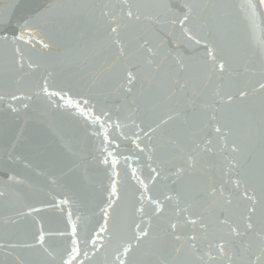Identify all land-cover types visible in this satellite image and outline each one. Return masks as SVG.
Here are the masks:
<instances>
[{"label":"water","instance_id":"obj_1","mask_svg":"<svg viewBox=\"0 0 264 264\" xmlns=\"http://www.w3.org/2000/svg\"><path fill=\"white\" fill-rule=\"evenodd\" d=\"M185 3L207 7L197 9L198 18L181 26ZM128 4L139 19L124 15ZM249 5H256L255 10ZM102 11L116 17L121 25L117 34H110L111 16L102 17ZM0 21H7L0 22V192L5 193L0 197V264H15L17 256L28 264H61L62 258L67 259L64 249L71 243L72 224L77 226L82 251L89 253L76 264H105L121 240L131 239L135 224L143 222L147 227L149 218L151 235L141 240L130 259L143 264L171 261L176 255L173 249L196 235L203 264H219L203 254L209 242L230 238L221 221L242 226L240 217L250 206L243 196L246 188L252 194L255 185L259 199L262 94L258 82H264L260 71L264 5L259 0H0ZM116 39L120 45L113 42ZM206 46L215 48L217 61L223 57L227 62L223 72L213 66ZM21 54L24 68L17 71L14 62ZM129 72L135 77L131 84ZM45 84L49 92L70 89L73 99L87 98L92 107H81L89 115L54 107L64 102L49 99L42 91ZM238 90L248 96L240 97ZM12 95L18 99L11 100ZM102 111L122 125L120 129L105 125L110 140L118 145L109 143L107 152L103 133L92 134L100 130L92 116ZM165 114L174 119L163 130L149 133L159 122L157 117L166 118ZM217 124L230 129L224 140L214 130ZM136 136L139 148L133 143ZM234 139L241 142V153L231 152ZM208 140L212 151H202ZM195 144L200 145L195 168L173 175L184 166V152ZM108 152L117 157V177L111 175L112 157L108 164L102 163ZM161 161H165L162 166ZM151 168L160 173L155 180ZM238 177L242 178L239 188L234 184ZM113 179L119 199L108 209L109 233L102 234L105 249L93 256L91 244L84 240L103 223L101 208L107 206ZM141 179L148 185L145 196L163 203L161 213L154 214L147 200L145 214L136 211L141 206ZM166 196L172 199L165 200ZM64 200L68 203H61ZM186 218L197 223H185ZM177 221L179 242L165 235L168 223ZM41 229L52 257L39 246L21 247L35 243ZM131 242L135 246L136 241ZM191 251L182 250L178 259Z\"/></svg>","mask_w":264,"mask_h":264},{"label":"snow or ice","instance_id":"obj_2","mask_svg":"<svg viewBox=\"0 0 264 264\" xmlns=\"http://www.w3.org/2000/svg\"><path fill=\"white\" fill-rule=\"evenodd\" d=\"M127 2V0H125ZM260 4L264 5V0H259ZM104 7H107L105 5ZM128 11L124 13V15L130 19H139V16H136L134 13L133 5L128 4ZM207 5H204L203 7L200 5H193L185 3L183 5V8L186 9V11L183 12V18L180 19L178 22L181 26L186 25L190 21H194L198 17L194 15L197 9H200L201 11L203 8H206ZM215 7V5L213 6ZM249 7L253 8L255 10L256 5H249ZM101 16H111V23L108 24V28L110 30V34H117L119 32V29L121 25L117 22V19L114 15H111L109 12L102 11ZM2 23H7V21H0ZM28 22H25V25ZM185 31H188V29H185ZM81 37H83L85 34L83 32L80 33ZM7 39V37H5ZM20 39H23V36H20ZM191 39L195 40L196 43H200V40L196 39L195 36H192ZM116 45H120L119 39H116L113 41ZM211 43V42H210ZM145 44H147V41H145ZM45 48L50 47L49 44H44ZM123 47H120V52L123 54ZM147 51L149 53H152V49L148 48ZM16 52L19 53L20 50L16 49ZM206 55L211 59L213 62V66L215 68H218L221 72L225 70L226 67V61L223 59V57L220 58L219 61H217V57L215 55V48L213 47H207L206 46ZM16 64V70H22L24 68V61H23V55L21 54V59L19 62H14ZM29 67H34V65L29 64ZM248 69L246 68V71ZM261 78L264 80V61L261 63ZM135 79L133 74L131 72L128 73V83L131 84L132 81ZM259 83V90L262 94L261 96V168H260V180H259V199H257V188L255 185L251 187V193L249 194L248 188L245 189L243 196L244 198L250 202V206L247 208V215L241 216L240 219L243 221L242 226L240 224H237L236 226H232V224L229 223L227 219L224 221H221L222 224L227 225L229 229L230 238L224 239L223 237H220L215 241V243L209 242L207 245V251L203 254L208 257V261H215L218 260L219 264H264V82H258ZM180 87H184V85H180ZM42 91L51 99L52 97H58L61 101H63V105H53L54 107H69L74 108L76 111H78L82 116L87 117L89 113L85 111L84 108L81 107V104L89 106L90 101L87 98L80 97L79 99H73V96L70 94L71 90L64 91L61 89L60 91L55 92H49L47 84H45ZM132 89L129 87L127 88V92H131ZM238 94L240 97L246 98L248 96V93L244 90H238ZM3 97H0V100H2ZM18 97L16 95L11 96V100L15 101ZM30 99V97H28ZM233 100L232 95H228L227 101L231 102ZM25 108L28 107L27 104L24 105ZM9 108L13 112L17 111L16 108H13L11 104H9ZM175 115H179V113H176ZM166 118L164 117H157L159 120L158 123L155 124V127L149 128V133H156L157 130H163V126H166L169 121H172L174 119L173 115H167L165 114ZM212 119H216V117H212ZM92 120L94 124L100 125V130L93 132V135L99 136L101 133H103V142L105 144L104 151L107 152V145L110 143L112 145H116V141L114 139L110 140L109 135L107 133V128L105 125L107 124L108 127H114L116 129H120L122 127L119 120L113 122L111 119V114L109 112L102 111L100 115H93ZM133 123H135L133 121ZM138 129H140L139 125H136ZM215 132L220 136V139H225V131H230V129L222 130V126L217 124L214 128ZM142 131V129H140ZM149 133H144L146 136H148L149 140L152 139V137L149 135ZM122 135V133H121ZM137 140H139V136H136V138L133 140V143L136 145L137 148L140 147L139 143H137ZM211 140L205 141L204 148L202 151L211 152L212 148L210 147ZM118 147V145H116ZM225 146L229 147L227 145V142L225 141ZM197 149H200L199 144H195V147L191 148L189 151L184 152V166L177 167L176 171L173 173L175 176H181L183 175L186 170L195 168L197 161V155L199 153L197 152ZM141 151H144L145 149H140ZM230 150L233 153H241L243 151L241 142H238V140L234 139L230 145ZM149 151H155L154 148H149ZM112 157L111 164L113 166V170L111 175L113 177H117L119 173L115 171V165L117 164V157L112 153L108 152L107 156H105L102 160V163L108 164L109 159L108 157ZM125 159H128L127 157ZM149 160H152V156L149 155ZM165 163V161H161V166ZM235 163V162H233ZM235 166L239 167L238 164ZM151 167V165H150ZM151 171L155 173V175L152 177L153 180H155L159 176V172L156 168H151ZM132 177L136 178V171L135 169L132 170ZM246 182V181H245ZM138 183L142 186L143 191L140 194L139 202L140 207L136 209L137 212H139L142 216L145 214V209L143 207L144 202L147 200L154 206V214L161 213L163 211L164 205L163 203L158 199H152L151 196H145V193L148 191V185L144 183V181L138 180ZM242 178L238 177L234 180V184L237 188L241 187ZM215 191V189H213ZM222 191V190H221ZM5 195L4 192H0V197H3ZM115 197V199H114ZM119 199L118 196V188H117V181L115 179L111 180L110 188L108 190V198H107V206L105 208H101L102 213V219L103 223L100 224L97 231H95L93 234H90L87 236L84 240V244H91L92 246V254L93 256L98 255L101 253L102 250L105 249V245L107 243L105 235L102 234H108L109 233V219L110 214L108 209H112L114 205L116 204L117 200ZM165 200H171V196H166L164 198ZM227 203H231V200H227ZM61 203H68L67 200L61 201ZM259 206V207H257ZM31 211V209H30ZM71 213H69V216ZM185 223L193 224L195 225L197 223L196 220L192 219H185ZM115 228V224L113 225ZM205 225L201 224V228H204ZM242 227V231L240 228ZM179 228V223L177 222H169L168 223V231L165 232L166 236H171L175 241L179 242L181 240V236L177 235V231ZM60 235H64L63 233H60ZM151 235V219L149 218L148 226L144 227L143 222L135 224V231L133 233V236L131 239L127 240H121L118 247L114 249V256L111 261H108L107 258H105V264H143V262L136 260V259H130L134 255V253L139 249L141 240H148ZM78 233H77V226L75 224H72L71 226V243L70 246L64 249V253L67 256V259L61 260V264H76L78 261V258L83 255L86 259L89 257L88 251L84 250L82 251L80 247V241L77 239ZM35 243L33 244H24L21 245V247L34 249L37 246L45 253L47 256L52 257V253L49 252L48 248L45 247V233L41 229L39 232L38 237H34ZM198 237L196 235H191L186 237V243L181 244L179 247H175L173 249L174 253L176 255H173L171 261L167 259L160 260L158 259L155 264H203V256L198 255L199 250L196 247ZM132 240L136 241L135 246L131 242ZM13 248L16 247V245H12ZM191 249L192 251L185 256L183 259H178L180 256L182 250ZM228 249V251H226ZM213 251L216 253L215 257L212 255ZM231 253V254H229ZM195 257V259H193ZM53 257V261H54ZM15 264H28L27 261L21 259V257L17 256L15 258ZM79 264H84V261H80ZM147 264H153V262H147Z\"/></svg>","mask_w":264,"mask_h":264}]
</instances>
